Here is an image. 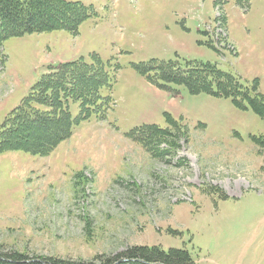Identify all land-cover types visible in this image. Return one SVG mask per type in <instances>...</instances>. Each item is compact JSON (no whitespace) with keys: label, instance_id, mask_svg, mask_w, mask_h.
Listing matches in <instances>:
<instances>
[{"label":"rangeland","instance_id":"obj_1","mask_svg":"<svg viewBox=\"0 0 264 264\" xmlns=\"http://www.w3.org/2000/svg\"><path fill=\"white\" fill-rule=\"evenodd\" d=\"M72 1L91 12L76 34L0 44V132L25 100L47 111L33 88L62 64L98 59L107 72L97 113L51 154L24 150L41 131L0 153V255L101 264L136 245L264 264V120L251 99L264 98V0ZM152 59L211 63L234 96L155 86L135 67ZM151 124L163 131L149 148L129 137Z\"/></svg>","mask_w":264,"mask_h":264},{"label":"trees","instance_id":"obj_2","mask_svg":"<svg viewBox=\"0 0 264 264\" xmlns=\"http://www.w3.org/2000/svg\"><path fill=\"white\" fill-rule=\"evenodd\" d=\"M90 14V8L81 1L0 0V44L8 38L27 33L67 30L76 34L79 24ZM96 61L87 63L77 60L64 63L56 73L44 75L33 88L37 93L32 97L40 106L47 107V111L40 112L28 108L31 102L26 103L29 100H25L26 103L24 101V104L15 108L3 123L0 132V153L21 149L18 148L21 141H17V138H25L34 131H41L42 135L37 138L38 140L36 139L34 146L24 150L39 156H47L59 143L72 135L74 123L79 124L81 119L97 113L95 109L103 97L100 90L106 84L107 72L100 60L96 59ZM181 64L177 60L164 63L152 59L141 62L135 67L155 86L168 88L166 83L176 82L189 86L194 94L205 91L213 95L234 96L231 94L235 90L232 81L234 78L226 72H220L211 63L194 68H184ZM212 84L216 86V90L212 89ZM242 95L249 98L245 93ZM251 99L255 112L264 120V98ZM72 100L80 102L79 116L75 120L71 111ZM99 114L102 118L103 113ZM160 131L163 129L151 124L140 129L136 127L128 135L133 141L149 148L153 141L161 140ZM124 258L126 261H122ZM46 260L43 263L39 259H32L17 252L0 255V264H95L65 262L50 258ZM156 263L195 264L190 253L184 249H171L166 252L157 246L151 248L136 245L101 261V264Z\"/></svg>","mask_w":264,"mask_h":264},{"label":"water","instance_id":"obj_3","mask_svg":"<svg viewBox=\"0 0 264 264\" xmlns=\"http://www.w3.org/2000/svg\"><path fill=\"white\" fill-rule=\"evenodd\" d=\"M122 261H126V259L124 258V259H122ZM156 264H162V263H156Z\"/></svg>","mask_w":264,"mask_h":264}]
</instances>
